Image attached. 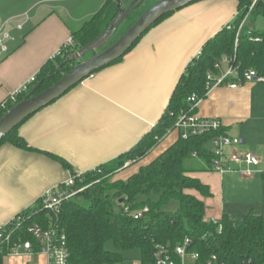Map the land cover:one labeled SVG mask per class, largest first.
Returning <instances> with one entry per match:
<instances>
[{
    "label": "crops",
    "instance_id": "crops-1",
    "mask_svg": "<svg viewBox=\"0 0 264 264\" xmlns=\"http://www.w3.org/2000/svg\"><path fill=\"white\" fill-rule=\"evenodd\" d=\"M120 1L124 9L137 2ZM106 2L0 0V23L21 26L10 53L0 56V105L36 78L72 33ZM144 4L145 0L140 8ZM237 8V0L189 4L151 28L122 61L99 70L24 121L18 135L31 150L8 143L0 146V227L69 178L70 172L61 161L75 174L83 175L115 163L137 146L159 123L188 65L208 40L234 22ZM246 26L247 33L254 29L248 20ZM225 72L226 66L221 64L214 77L221 78ZM196 115L219 120L226 134L243 140L237 153H251L260 160L255 167L230 163V170L223 174L196 170L187 174L209 188L211 196L205 199L190 192L203 201L205 219L218 221L227 216L238 221L249 213L264 219V84L214 88L200 102ZM178 138L177 131L169 132L143 159L126 164L112 180L125 182ZM225 153L228 156L231 150ZM198 164L192 158L188 165L194 169ZM247 171L252 175H246ZM123 257L117 264H142L139 251L126 252ZM0 264L48 261L45 255L22 252L4 256Z\"/></svg>",
    "mask_w": 264,
    "mask_h": 264
},
{
    "label": "trees",
    "instance_id": "trees-1",
    "mask_svg": "<svg viewBox=\"0 0 264 264\" xmlns=\"http://www.w3.org/2000/svg\"><path fill=\"white\" fill-rule=\"evenodd\" d=\"M143 1L137 0L131 7V13L119 20L113 38L100 52L114 43L112 40L120 34L124 25L126 29L132 25V14ZM198 1L202 0H192L190 4ZM237 3L238 13L234 22L203 45L199 55L180 77L164 115L152 131L115 163L83 174L81 179L87 189L64 202L56 216L44 211L39 199L34 207L14 218H20L18 224L9 222L1 226L0 262L7 254V244L4 243L6 236H10V244L31 241L27 229L35 223L46 227L51 221L65 236L69 264H117L124 259V253L131 251L140 252L142 264H155L156 247L165 248L176 260L173 252L185 240L190 242L187 253L198 255L194 264H206L211 256L216 257L219 264H264L262 217L249 213L233 221L223 216L214 223L205 219L203 201L190 194L195 192L204 199L211 196L207 186L187 174L194 170L211 171L215 156L207 146L212 135L185 140L179 137L158 158L141 167L125 182L112 180L126 164L143 159L173 130L178 117L190 112V97L202 100L206 97L207 76L217 75L215 66L222 59L229 60L230 66L237 68L239 76L247 71H255L264 78V31L252 29L249 33L240 32L237 35L243 21L264 18V0L255 3L254 0H237ZM116 6V0H107L96 15L73 32L72 45L61 48L41 68L28 90L16 97L15 103L7 102L5 108L0 110V119L18 103L50 88L78 65L79 61L70 62V58L104 33L118 14ZM170 15L162 17L151 28ZM18 128L4 136L0 146L8 143L19 149L31 150L19 137ZM194 153L199 164L192 169L188 164ZM61 162L71 175L75 174L69 165ZM171 202L177 203L173 212L165 210ZM143 209L147 211L134 219ZM107 243L112 244L113 251L106 249Z\"/></svg>",
    "mask_w": 264,
    "mask_h": 264
},
{
    "label": "built area",
    "instance_id": "built-area-1",
    "mask_svg": "<svg viewBox=\"0 0 264 264\" xmlns=\"http://www.w3.org/2000/svg\"><path fill=\"white\" fill-rule=\"evenodd\" d=\"M258 0H254V3ZM10 21H4L0 23V56H7L11 51V46L17 41V34L21 30V26L13 27L9 23ZM245 25V21L242 22L238 29L237 35L241 32ZM71 39L63 46V48L71 46ZM223 64L226 66V72L223 77L215 78L214 75L209 74L207 76L206 95L214 88L228 85L230 89H235L244 83H260L264 84V78L258 76L255 71H247L242 76L238 75L237 68L230 66V61L222 59L219 64L215 66L216 70ZM35 78L30 79L25 85H23L18 91L11 93L7 99L1 103L0 110L4 109L7 102L15 103L16 97L28 90V86L33 83ZM202 99H197L192 96L188 99L190 104V112L181 114L175 124L172 131H177L181 139H188L189 137H199L204 135H212L208 143V151L215 156L211 171L217 174H223L230 170V163L244 164L248 167H255L260 164V160L251 153L239 154L236 149L241 147L244 142L241 138L231 137L223 131L222 125L219 120L216 119H202L196 115V110ZM231 150L230 155H226V150ZM191 158H197L194 153ZM246 175L251 176L252 172L247 171ZM82 175H71L69 178L59 187L47 190L41 197L43 210L48 214L57 215L59 213L61 205L76 197L79 193L87 189V186L83 184L81 179ZM80 185V187L77 185ZM147 209H143L139 212L134 219L141 216ZM20 222V218L12 219L10 224ZM215 223V221L212 220ZM27 234L31 238V241H18L10 244V236L4 238V243L7 244V254L5 256H18L22 252L28 255L42 254L47 257L48 264H69V253L65 246V236L60 231L59 227L48 221L47 226L43 227L38 223L31 225L27 229ZM190 242H185L176 247L173 255L177 258L173 260L172 255L162 247H156L154 254L155 264H184V259L188 256L194 262L198 259L197 254L187 253V248ZM35 247L37 250H35ZM178 261V262H177ZM206 264H219L216 257L211 256Z\"/></svg>",
    "mask_w": 264,
    "mask_h": 264
},
{
    "label": "water",
    "instance_id": "water-1",
    "mask_svg": "<svg viewBox=\"0 0 264 264\" xmlns=\"http://www.w3.org/2000/svg\"><path fill=\"white\" fill-rule=\"evenodd\" d=\"M118 14L109 27L97 39L76 52L70 62L85 58L90 53H95L91 58L80 62L59 81L42 93L32 96L18 103L0 119V140L24 121L51 105L65 93L77 86L95 72L111 65L121 59L158 20L168 14L175 13L188 6L192 0H162L149 7L114 43L100 52L114 36L116 25L121 18L131 13L133 1L127 8H122L120 0H116ZM60 68H58L59 70Z\"/></svg>",
    "mask_w": 264,
    "mask_h": 264
},
{
    "label": "rangeland",
    "instance_id": "rangeland-1",
    "mask_svg": "<svg viewBox=\"0 0 264 264\" xmlns=\"http://www.w3.org/2000/svg\"><path fill=\"white\" fill-rule=\"evenodd\" d=\"M160 1H162V0H145V4H144L143 8H140V9L135 10V13L132 14V18L134 19V22H135L136 20H138V18L141 16L140 14H143L142 12H145V11L147 10V9H146L145 11H143L144 8H149L148 6H150V4H151V6H153L152 4L158 3V2H160ZM138 16H139V17H138ZM248 21H249L250 23L253 24V28H254L256 31H259V32H260V31H264V18H263V17H257L256 19L253 20V22H252V19L249 18ZM134 22H133V23H134ZM133 23H132V24H133ZM126 28H127V26L124 28V30H122V32H125ZM248 30H249V28L246 26V27H244V28L241 30V33H242V34H246ZM122 32H121V34H122ZM120 36H121V35L115 37L112 41L117 40ZM94 54H95V53H90V54H88L85 58L80 59L79 62H84L85 60H88V59L91 58ZM176 208H177V203H176V202H171V203H169V205L166 207L165 210H168V211L173 212V211L176 210ZM106 249H107L108 251H113V246H112V244H111V243H107V244H106ZM184 264H194V261L191 260L188 256H186L185 259H184Z\"/></svg>",
    "mask_w": 264,
    "mask_h": 264
}]
</instances>
